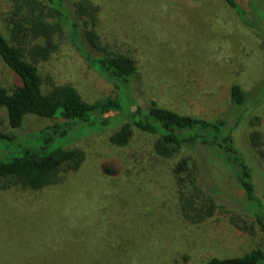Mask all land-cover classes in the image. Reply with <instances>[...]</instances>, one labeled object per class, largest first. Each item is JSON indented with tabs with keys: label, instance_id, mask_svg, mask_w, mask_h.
<instances>
[{
	"label": "rangeland",
	"instance_id": "rangeland-1",
	"mask_svg": "<svg viewBox=\"0 0 264 264\" xmlns=\"http://www.w3.org/2000/svg\"><path fill=\"white\" fill-rule=\"evenodd\" d=\"M131 1L138 5L132 7L127 3ZM101 2L106 4L104 37L117 47L128 40L131 46L125 48L138 60L139 99L208 118L231 114L237 147L251 167L255 195L264 206V157L250 140L254 129L264 140V91L258 90L264 82V31L245 25L221 0ZM146 3L157 8L154 25L141 28L143 35L135 32L127 38L122 19L128 20V13L141 17ZM9 8L8 0H0V28L6 34ZM259 13L262 26L264 12ZM41 68L70 77L90 98L114 92L69 40H63L55 57ZM13 80L0 56V84L10 86ZM235 82L248 93L246 105L236 113L229 99ZM62 122L28 114L20 128H12L0 107V129L13 136L0 139V160L22 154L25 147L41 146L49 134V149L79 145L87 154L70 180L29 200L16 202L0 189V264H197L257 247L264 251V229L255 216L262 209L235 180L233 163L211 157L207 147L185 146L177 156L164 158L154 149L156 136L137 128L128 144L115 145L108 138L116 128L114 120L107 125L99 119L78 121L65 126L62 134L47 127ZM190 152L203 161V186L218 191L212 189L219 211L200 224L183 217L172 171ZM232 218L241 219L246 230Z\"/></svg>",
	"mask_w": 264,
	"mask_h": 264
},
{
	"label": "trees",
	"instance_id": "trees-1",
	"mask_svg": "<svg viewBox=\"0 0 264 264\" xmlns=\"http://www.w3.org/2000/svg\"><path fill=\"white\" fill-rule=\"evenodd\" d=\"M221 1L233 9L245 25L264 31V14L261 15L262 26L257 21V13L264 12L263 0ZM8 2L10 8L4 20L9 34L0 28V56L12 70L14 80L10 86L0 84V107L5 108L12 128H20L28 114L62 119V130L61 123L47 126L53 134L64 133L65 126L78 121L94 123L99 119L107 125L114 120L116 128L110 129L108 138L118 146L128 144L137 128L156 136L154 149L164 158L177 156L185 146L207 147L211 149V157L223 158L235 165L236 175H231L249 199H257L262 214L255 216L261 229H264V206L255 195L251 167L237 147L233 134L235 125L229 122L231 114L229 117L222 115L208 118L179 112L153 99H139L136 90L141 86L142 78L138 60L125 48L131 46L128 40L117 47L115 42L104 37L106 4L101 0ZM127 3L132 7L138 5L133 1ZM143 6L141 17L128 13V20L122 19L127 25V38L134 36L135 32L143 35L141 28L149 29L154 25L157 8L149 3ZM63 40L72 43L89 68L112 85L114 92L104 97L90 98L70 77L59 71H54V74L52 69L42 70L41 64L51 62ZM258 90L264 91V82ZM129 98H133V103H130ZM229 99L236 113L237 108L246 105L248 93L241 84L235 82L230 87ZM236 118L235 123H238L239 116ZM254 121L259 125L260 118L257 116ZM12 137L0 129V139ZM51 137L52 134L45 136L44 143L39 147H25L22 154L9 160H0V189L15 197L16 202L29 200L36 194L70 180L83 167L87 157L83 147L73 145L49 149ZM250 140L264 157L262 132L259 129L252 130ZM202 162L197 153L190 152L181 156L172 167L181 213L186 220L196 224L208 220L219 211L217 189L212 188L217 191L215 194L212 189L203 186ZM246 209L253 214L250 209ZM231 220L239 228L245 229L238 221L241 219ZM197 264H264V251L257 247L242 255L213 256Z\"/></svg>",
	"mask_w": 264,
	"mask_h": 264
}]
</instances>
